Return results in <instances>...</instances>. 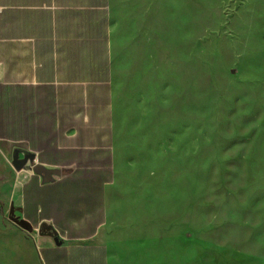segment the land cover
Instances as JSON below:
<instances>
[{
  "label": "rangeland",
  "instance_id": "obj_1",
  "mask_svg": "<svg viewBox=\"0 0 264 264\" xmlns=\"http://www.w3.org/2000/svg\"><path fill=\"white\" fill-rule=\"evenodd\" d=\"M111 264H264V0H112ZM5 170L0 165V174Z\"/></svg>",
  "mask_w": 264,
  "mask_h": 264
},
{
  "label": "crops",
  "instance_id": "obj_2",
  "mask_svg": "<svg viewBox=\"0 0 264 264\" xmlns=\"http://www.w3.org/2000/svg\"><path fill=\"white\" fill-rule=\"evenodd\" d=\"M111 6L0 0V264H111L100 236L116 182ZM16 149L59 174L16 172ZM151 242L126 264H159Z\"/></svg>",
  "mask_w": 264,
  "mask_h": 264
},
{
  "label": "water",
  "instance_id": "obj_3",
  "mask_svg": "<svg viewBox=\"0 0 264 264\" xmlns=\"http://www.w3.org/2000/svg\"><path fill=\"white\" fill-rule=\"evenodd\" d=\"M19 155H22V158H19ZM34 161V155L20 149H16L12 156L11 166L16 172L24 169L28 164L32 165ZM32 171L35 174L41 175L44 181L52 180L53 175H58V171L47 170L40 165H33Z\"/></svg>",
  "mask_w": 264,
  "mask_h": 264
},
{
  "label": "built area",
  "instance_id": "obj_4",
  "mask_svg": "<svg viewBox=\"0 0 264 264\" xmlns=\"http://www.w3.org/2000/svg\"><path fill=\"white\" fill-rule=\"evenodd\" d=\"M27 166H29V168L32 170V168H33V164H32V165H29V164H28ZM27 166H26V167H27Z\"/></svg>",
  "mask_w": 264,
  "mask_h": 264
}]
</instances>
